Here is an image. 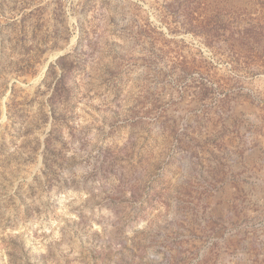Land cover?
<instances>
[{"label": "rangeland", "instance_id": "rangeland-1", "mask_svg": "<svg viewBox=\"0 0 264 264\" xmlns=\"http://www.w3.org/2000/svg\"><path fill=\"white\" fill-rule=\"evenodd\" d=\"M0 264H264V0H0Z\"/></svg>", "mask_w": 264, "mask_h": 264}]
</instances>
